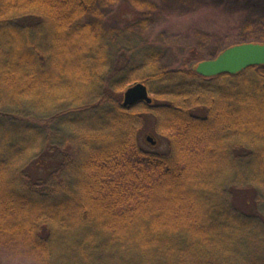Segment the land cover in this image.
<instances>
[{
  "label": "trees",
  "instance_id": "obj_1",
  "mask_svg": "<svg viewBox=\"0 0 264 264\" xmlns=\"http://www.w3.org/2000/svg\"><path fill=\"white\" fill-rule=\"evenodd\" d=\"M106 1L0 0V244L38 264H264V65L163 67L151 3L118 24ZM238 1L246 33L215 57L264 44V1ZM135 83L152 102L125 107Z\"/></svg>",
  "mask_w": 264,
  "mask_h": 264
},
{
  "label": "rangeland",
  "instance_id": "obj_2",
  "mask_svg": "<svg viewBox=\"0 0 264 264\" xmlns=\"http://www.w3.org/2000/svg\"><path fill=\"white\" fill-rule=\"evenodd\" d=\"M147 2L151 3L153 10L144 34L164 49L159 64L166 68L180 67L188 64L189 61V64L195 67L197 58L215 57L219 49L238 41V35L246 33L243 22L246 17L253 14L249 13L247 16L248 10L245 9L247 6L242 7L237 3L238 0H148ZM100 4L97 15L101 18L102 14L109 10L102 18L107 17L108 20L111 17L112 23L119 24L131 20L132 15L126 14L135 12L132 0H109ZM148 121L150 127L153 120ZM148 135L155 140L149 130H143L140 139L146 143ZM148 144L149 142L146 145ZM247 197L248 193H240L236 199L237 204L243 205ZM0 264L38 263L25 255L23 248H10L0 244Z\"/></svg>",
  "mask_w": 264,
  "mask_h": 264
},
{
  "label": "water",
  "instance_id": "obj_3",
  "mask_svg": "<svg viewBox=\"0 0 264 264\" xmlns=\"http://www.w3.org/2000/svg\"><path fill=\"white\" fill-rule=\"evenodd\" d=\"M252 65H264V44L248 42L233 45L217 57L199 62L195 70L201 75L212 76L223 72L236 73ZM139 101L152 102L149 91L143 83H135L123 92L125 107ZM146 141L152 145L155 144V140L149 135L146 136Z\"/></svg>",
  "mask_w": 264,
  "mask_h": 264
}]
</instances>
